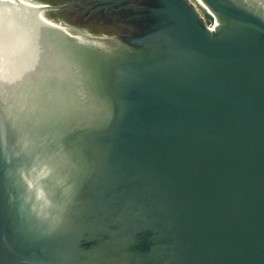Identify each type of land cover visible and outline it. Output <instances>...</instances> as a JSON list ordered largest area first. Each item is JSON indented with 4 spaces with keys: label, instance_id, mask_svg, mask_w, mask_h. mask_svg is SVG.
Here are the masks:
<instances>
[{
    "label": "water",
    "instance_id": "obj_1",
    "mask_svg": "<svg viewBox=\"0 0 264 264\" xmlns=\"http://www.w3.org/2000/svg\"><path fill=\"white\" fill-rule=\"evenodd\" d=\"M203 1L223 33L187 0H157L140 37L118 38L124 55L77 60L96 113L66 144L52 232L32 244L13 230L0 148V264H264V20Z\"/></svg>",
    "mask_w": 264,
    "mask_h": 264
},
{
    "label": "bare ground",
    "instance_id": "obj_2",
    "mask_svg": "<svg viewBox=\"0 0 264 264\" xmlns=\"http://www.w3.org/2000/svg\"><path fill=\"white\" fill-rule=\"evenodd\" d=\"M244 1L264 20V0ZM195 2L214 21L208 32L221 33L220 17L203 0ZM47 8L33 0H0V148L7 162L3 183L7 205L18 218L13 230L25 245L52 232L64 149L75 130L96 113L80 84L76 86V62H82L87 47L125 54L116 38L47 19ZM61 74L67 77L62 84ZM65 85L71 86L72 98L57 100L58 91H68H63Z\"/></svg>",
    "mask_w": 264,
    "mask_h": 264
},
{
    "label": "flooded vegetation",
    "instance_id": "obj_3",
    "mask_svg": "<svg viewBox=\"0 0 264 264\" xmlns=\"http://www.w3.org/2000/svg\"><path fill=\"white\" fill-rule=\"evenodd\" d=\"M110 1L114 0H81L80 4L75 1L72 3L73 19L90 23L100 21L121 27L115 31L118 37L113 38L116 39L136 38L145 32L144 24L147 26L151 22L148 19L149 9L157 7L158 4L157 0ZM208 16L210 17L209 14ZM212 25L214 26V22Z\"/></svg>",
    "mask_w": 264,
    "mask_h": 264
},
{
    "label": "rangeland",
    "instance_id": "obj_4",
    "mask_svg": "<svg viewBox=\"0 0 264 264\" xmlns=\"http://www.w3.org/2000/svg\"><path fill=\"white\" fill-rule=\"evenodd\" d=\"M35 3L48 6L47 11L44 15L47 19L66 24L70 27L76 28L81 31H85L88 34L94 36H104V37H118L115 35V31L120 30L119 28L109 23L103 22H86L73 19L72 3L81 0H33ZM190 4L196 7V11L204 23L205 27L209 28L213 24V20L208 16V14L195 2V0H187ZM39 2V3H38ZM42 3V4H41ZM80 4V3H79ZM83 11V10H81Z\"/></svg>",
    "mask_w": 264,
    "mask_h": 264
},
{
    "label": "trees",
    "instance_id": "obj_5",
    "mask_svg": "<svg viewBox=\"0 0 264 264\" xmlns=\"http://www.w3.org/2000/svg\"><path fill=\"white\" fill-rule=\"evenodd\" d=\"M125 28H127V27H125Z\"/></svg>",
    "mask_w": 264,
    "mask_h": 264
}]
</instances>
